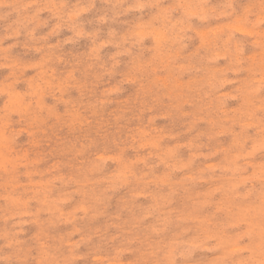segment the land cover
<instances>
[{
    "label": "rangeland",
    "instance_id": "374dc122",
    "mask_svg": "<svg viewBox=\"0 0 264 264\" xmlns=\"http://www.w3.org/2000/svg\"><path fill=\"white\" fill-rule=\"evenodd\" d=\"M0 264H264V0H0Z\"/></svg>",
    "mask_w": 264,
    "mask_h": 264
},
{
    "label": "bare ground",
    "instance_id": "6f19581e",
    "mask_svg": "<svg viewBox=\"0 0 264 264\" xmlns=\"http://www.w3.org/2000/svg\"><path fill=\"white\" fill-rule=\"evenodd\" d=\"M126 1H127V0H126ZM128 2H129V1H128ZM130 2H131V1H130ZM130 2H129V3H130ZM122 4H123V3H122ZM189 11H190V10H189ZM231 25H232V24H231ZM229 26H230V25H229ZM240 26H241V25H240ZM241 27H242V26H241ZM233 28H234V27H233ZM228 30H229V29H228ZM224 31H225V30H224ZM215 33H218V32H215ZM204 39H205V38H204ZM205 40H206V39H205ZM205 42H206V41H205Z\"/></svg>",
    "mask_w": 264,
    "mask_h": 264
}]
</instances>
